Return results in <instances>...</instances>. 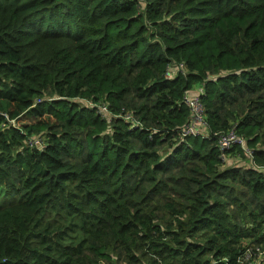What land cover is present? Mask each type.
Returning <instances> with one entry per match:
<instances>
[{
    "label": "trees",
    "instance_id": "obj_1",
    "mask_svg": "<svg viewBox=\"0 0 264 264\" xmlns=\"http://www.w3.org/2000/svg\"><path fill=\"white\" fill-rule=\"evenodd\" d=\"M198 87L210 135L181 140ZM0 112V264L264 250V0H0Z\"/></svg>",
    "mask_w": 264,
    "mask_h": 264
},
{
    "label": "built area",
    "instance_id": "obj_2",
    "mask_svg": "<svg viewBox=\"0 0 264 264\" xmlns=\"http://www.w3.org/2000/svg\"><path fill=\"white\" fill-rule=\"evenodd\" d=\"M184 73V64H171L167 68L166 78L172 79L178 74ZM204 88L198 87L196 91L193 93H185L183 98L184 105L189 109L191 117L190 121L183 127L178 130L179 137L181 140H184L186 137H201L207 138L209 134V124L206 117L205 106L203 103L204 96ZM100 113H102L105 117H111V112L109 111L107 106H101ZM4 117L11 123H14V119L11 120L7 113H1L0 117ZM124 118L130 122L132 128H137L140 126V123L135 120L134 115L132 113H128L124 116ZM216 138L218 142V146L222 152L228 151L235 146H240L245 153L251 157L252 152L248 148L246 144V138L238 135L236 130L230 129L228 131H223L216 133ZM29 145L39 146L40 148H45V144L43 139L40 137L31 138L28 141ZM263 250L261 248H257L255 252L252 249H249L247 253L244 255L243 264H264L262 262L261 256H263Z\"/></svg>",
    "mask_w": 264,
    "mask_h": 264
},
{
    "label": "rangeland",
    "instance_id": "obj_3",
    "mask_svg": "<svg viewBox=\"0 0 264 264\" xmlns=\"http://www.w3.org/2000/svg\"><path fill=\"white\" fill-rule=\"evenodd\" d=\"M261 250H263V249H261ZM261 258H262V262H264V252H263V256H261Z\"/></svg>",
    "mask_w": 264,
    "mask_h": 264
}]
</instances>
